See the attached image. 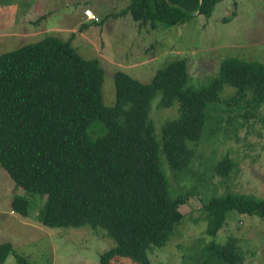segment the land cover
Here are the masks:
<instances>
[{"label": "trees", "instance_id": "1", "mask_svg": "<svg viewBox=\"0 0 264 264\" xmlns=\"http://www.w3.org/2000/svg\"><path fill=\"white\" fill-rule=\"evenodd\" d=\"M221 1L130 0L125 12L139 24L170 26L195 15L209 18ZM103 78L98 59H85L71 39L56 35L2 53L0 166L17 187L45 195L37 214L42 224L105 230L115 245L100 255L99 264L121 257L151 264L147 249L166 243L191 196L171 191L163 162L175 176L193 174L195 147L225 86L235 90L226 105L243 100L246 113L254 115L249 108L264 105V63L225 58L200 88L187 84L184 58L168 61L149 83L117 71L112 106L103 103ZM158 93L159 106L177 104L178 113L159 135L151 117ZM235 167L225 157L215 171L226 178ZM193 193L203 201L211 240L186 264H241L235 239L219 243L215 237L229 211L264 217V199L234 193L205 198L196 188ZM12 207L28 216L25 197H14ZM10 255L26 264L12 243L0 245V263Z\"/></svg>", "mask_w": 264, "mask_h": 264}, {"label": "rangeland", "instance_id": "2", "mask_svg": "<svg viewBox=\"0 0 264 264\" xmlns=\"http://www.w3.org/2000/svg\"><path fill=\"white\" fill-rule=\"evenodd\" d=\"M129 3L130 0H0V55L45 35L71 39L82 57L98 59L104 69L102 96L106 106L115 102L117 71L149 83L156 70L168 61L184 58L187 84L200 88L218 74L225 58L264 63V0H222L209 18L195 15L179 24L157 27L133 20L125 12ZM233 11L236 14L231 16ZM92 13L95 21L90 19ZM234 91L225 86L222 103L211 107L204 136L195 147L193 174L175 176L163 162L171 191L183 190L191 196L180 206L181 221L166 243L147 249L151 264H186L191 255L201 254L210 242L203 201L193 193L195 188L205 198L234 193L264 199V105L256 110L249 108L254 115L246 113L243 100L226 105ZM160 97L158 93L151 104L157 135L166 120L178 116L177 104L160 107ZM225 157L236 167L223 178L215 167ZM16 196L28 200V216L13 210ZM44 200L45 195L17 187L0 166V245L12 243L26 264H99L100 255L113 247L115 240L105 230L89 225L42 224L37 214ZM230 237L243 255L241 264H264V217L227 212L215 239L225 243ZM0 264L23 263L10 255ZM109 264L139 263L121 257Z\"/></svg>", "mask_w": 264, "mask_h": 264}, {"label": "built area", "instance_id": "3", "mask_svg": "<svg viewBox=\"0 0 264 264\" xmlns=\"http://www.w3.org/2000/svg\"><path fill=\"white\" fill-rule=\"evenodd\" d=\"M90 19H91V20H96L97 18H96V16L92 13L91 16H90Z\"/></svg>", "mask_w": 264, "mask_h": 264}, {"label": "clouds", "instance_id": "4", "mask_svg": "<svg viewBox=\"0 0 264 264\" xmlns=\"http://www.w3.org/2000/svg\"><path fill=\"white\" fill-rule=\"evenodd\" d=\"M93 21H95V20H93Z\"/></svg>", "mask_w": 264, "mask_h": 264}, {"label": "crops", "instance_id": "5", "mask_svg": "<svg viewBox=\"0 0 264 264\" xmlns=\"http://www.w3.org/2000/svg\"><path fill=\"white\" fill-rule=\"evenodd\" d=\"M12 214V213H11ZM15 214V213H14Z\"/></svg>", "mask_w": 264, "mask_h": 264}]
</instances>
